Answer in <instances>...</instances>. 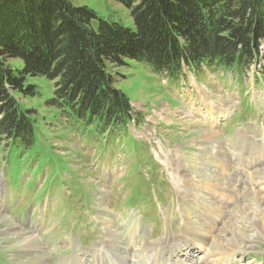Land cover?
Wrapping results in <instances>:
<instances>
[{"label": "rangeland", "instance_id": "rangeland-1", "mask_svg": "<svg viewBox=\"0 0 264 264\" xmlns=\"http://www.w3.org/2000/svg\"><path fill=\"white\" fill-rule=\"evenodd\" d=\"M71 2L134 25L112 0ZM111 72L134 114L120 141L92 137L88 145L67 131L47 106L53 84L38 80L41 95L22 104L34 110L43 166L20 160L16 170L9 163L17 156L0 144V217L40 243L26 255L99 264L86 251L107 246V264H146L174 238L182 248L175 262L264 264V44L243 86L231 71L206 68L176 83L133 62ZM9 238L0 237V264L26 263L12 247L20 237Z\"/></svg>", "mask_w": 264, "mask_h": 264}, {"label": "trees", "instance_id": "trees-1", "mask_svg": "<svg viewBox=\"0 0 264 264\" xmlns=\"http://www.w3.org/2000/svg\"><path fill=\"white\" fill-rule=\"evenodd\" d=\"M112 1L133 27L71 0H0V144L17 156L16 170L44 164L34 110L22 104L41 95L38 80L53 84L47 106L89 145L92 137L120 141L134 120L113 68L146 65L172 83L206 68L243 82L259 63L264 0Z\"/></svg>", "mask_w": 264, "mask_h": 264}, {"label": "bare ground", "instance_id": "bare-ground-1", "mask_svg": "<svg viewBox=\"0 0 264 264\" xmlns=\"http://www.w3.org/2000/svg\"><path fill=\"white\" fill-rule=\"evenodd\" d=\"M205 139L207 137H211V135H207V136H204ZM189 164V163H188ZM191 165V164H189ZM189 167V166H188ZM191 169V168H189ZM195 170V169H194ZM206 170V169H205ZM204 170V171H205ZM264 179V178H263ZM1 216V215H0ZM109 218V216H108ZM107 220V219H105ZM109 221V220H108ZM245 222V221H244ZM9 223V220L8 219H4V218H1L0 217V237L2 238V241L5 240V242H8L7 239L9 237H17L19 236V240L17 243H12V247L15 248L16 252L20 254V257L23 258V260L25 259H28V261L24 264H48L49 261H47V259L45 258V256L43 255L44 253H39V255L37 256H34V254L30 257H28V252L31 250L33 252L35 251H39L38 249L40 248V243L38 241L35 240V238H33L32 236H29L28 234L26 235V233L22 232V231H18L15 226H12L14 224H10L8 225ZM105 223V222H104ZM113 225V224H112ZM4 228V229H3ZM10 228V230H12L13 234H15L14 236L11 235V234H8L7 230L5 229H8ZM110 230V229H109ZM123 232V231H122ZM232 233V231H231ZM236 233V232H235ZM117 237H118V234L117 233H114L113 230L110 232V238L113 239V241L117 242ZM10 239V238H9ZM236 239V238H235ZM235 239H232L234 241L233 244H236L237 241H235ZM13 240V239H11ZM167 239H164L163 241H165ZM177 240L174 239V238H169L165 243L159 245L162 246L160 248H158V253L160 254H163L165 251H168L169 249H172L173 250V254L171 253V256L172 257H175L176 256V253L178 252V248H177V243H175ZM180 242V240H178ZM216 241L218 243L219 240L216 238ZM115 242V243H116ZM187 242V241H186ZM4 244V243H3ZM7 244V243H6ZM166 245V248L164 247ZM5 246V245H4ZM237 246V245H236ZM112 247V246H111ZM214 247L215 249L217 248H221V246H219L218 244H214ZM235 247V246H234ZM4 248V247H2ZM224 248V247H222ZM1 249V248H0ZM42 249V247H41ZM40 249V250H41ZM184 249V248H183ZM125 250V249H124ZM7 251V250H6ZM10 251V250H9ZM43 251V250H42ZM219 251V250H218ZM15 253V252H14ZM8 254V253H7ZM11 255V254H10ZM36 255V254H35ZM126 255V254H125ZM188 257V256H187ZM12 258V257H11ZM15 258V257H14ZM21 258V259H22ZM161 258V257H160ZM10 260V259H9ZM19 260V259H18ZM22 261V260H21ZM144 262V261H143ZM146 264H163L161 262H157V261H154L153 259H148V261L146 262ZM181 264V263H180ZM183 264V263H182Z\"/></svg>", "mask_w": 264, "mask_h": 264}]
</instances>
